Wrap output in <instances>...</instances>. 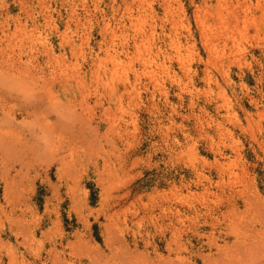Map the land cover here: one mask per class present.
I'll list each match as a JSON object with an SVG mask.
<instances>
[{
	"label": "rangeland",
	"instance_id": "obj_1",
	"mask_svg": "<svg viewBox=\"0 0 264 264\" xmlns=\"http://www.w3.org/2000/svg\"><path fill=\"white\" fill-rule=\"evenodd\" d=\"M0 37V264H264V0H0Z\"/></svg>",
	"mask_w": 264,
	"mask_h": 264
},
{
	"label": "bare ground",
	"instance_id": "obj_2",
	"mask_svg": "<svg viewBox=\"0 0 264 264\" xmlns=\"http://www.w3.org/2000/svg\"><path fill=\"white\" fill-rule=\"evenodd\" d=\"M260 3H261V2H260ZM223 28H224V27H223ZM209 32H210V31H209ZM208 35H209V34H208ZM210 36H211V35H210ZM205 38H206V37H205ZM0 39H1V37H0ZM210 39H211V38H210ZM221 39H222V38H221ZM133 40H134V39H133ZM124 44H127V43H124ZM114 46H115V45H114ZM127 47H128V46H127ZM125 48H126V47H125ZM125 48H124V49H125ZM133 48H134V47H133ZM211 48H212V47H211ZM125 50L127 51V48H126ZM123 51H124V50H123ZM130 52H131V51H130ZM115 73H116V72H115ZM74 78H76V76H74ZM74 78H73V79H74ZM79 79H80V78H79ZM76 80H77V79H76ZM68 81H69V80H68ZM77 81H78V80H77ZM79 81H80V80H79ZM79 81H78V82H79ZM67 83H68V82H67ZM70 83H71V82H70ZM75 83H76V82H75ZM28 92H30V91H28ZM70 92H71V91H70ZM78 92H79V91H78ZM81 92H82V91H81ZM84 92H85V91H84ZM84 92H83L82 94H84ZM88 92H90V91H88ZM109 92H110V91H109ZM92 93H93V92H91V94H92ZM95 93H96V91H95ZM95 93H93L94 96H95ZM98 93H99V92H98ZM116 94H117V93H116ZM118 94H119V93H118ZM27 95H28V94H27ZM34 95H35V94H34ZM48 95H49V93H48ZM73 95H74V94H73ZM84 95H85V94H84ZM98 95H99V94H98ZM100 95H102V94L100 93ZM104 95H106V94H104ZM28 96H30V95H28ZM36 96H37V95H36ZM51 96H52V95H51ZM87 96H88V95H87ZM89 96H90V95H89ZM91 96H92V95H91ZM106 96H107V95H106ZM106 96H105V97H106ZM127 96H128V95H127ZM136 96H137V95H136ZM30 97H31V96H30ZM38 97H39V96H38ZM43 97H44V96H43ZM53 97H54V96H53ZM55 97H56V96H55ZM82 97H85V96H82ZM118 97H119V96H118ZM118 97H117V98H118ZM31 98H32V97H31ZM63 98H64V97H63ZM80 98H81V97H80ZM87 98H88V97H87ZM107 98H109V97H107ZM107 98H106V99H107ZM32 99H33V98H32ZM39 99H41V98L39 97ZM48 99H49V98H48ZM48 99H47V100H48ZM99 99H100V98H99ZM99 99H95V100H98V101H99ZM121 99H122V96H121ZM121 99H120V100H121ZM25 100H26V99H25ZM25 100H24V101H25ZM33 100H34V99H33ZM41 100H42V99H41ZM41 100H40V101H41ZM66 100H67V99H66ZM109 100H110V99H108V101H109ZM52 101H53V100H52ZM80 101H81V99H80ZM106 101H107V100H106ZM36 102H37V101H36ZM55 102H56V101H55ZM67 102H68V101H67ZM83 102H84V101H83ZM87 102H88V101H87ZM89 102H90V101H89ZM100 102H101V101H100ZM109 102H110V101H109ZM114 102H115V101H114ZM27 103H28V102H27ZM31 103H32V102H31ZM57 103H58V102H57ZM70 103L72 104V102H70ZM85 103H86V102H85ZM96 103H97V102H96ZM103 103H104V102H103ZM111 103H113V102H111ZM21 104H22V103H21ZM33 104H34V103H33ZM35 104H36V103H35ZM35 104L32 106V108H34ZM53 104H55V103H53ZM58 104H59V103H58ZM71 104H70V105H71ZM88 104H89V103H88ZM88 104H87V105H88ZM94 104H95V102H94ZM36 105H37V104H36ZM87 105H86V107H88ZM96 105H97V104H96ZM98 105H99V104H98ZM113 105H114V104H113ZM3 106H4V105H3ZM27 106H28V105H27ZM83 106H84V104H83ZM101 106H102V104H101ZM103 106H104V105H103ZM0 107L2 108V106H0ZM23 107H24V106H23ZM37 108H38V107H37ZM50 108H51V107H50ZM70 108H71V107H70ZM76 108H77V107H76ZM2 109H3V108H2ZM6 109H7V108H6ZM19 109H21V108H19ZM23 109H24V108H23ZM39 109H40V108H39ZM47 109H48V108H47ZM50 110L53 111V110H55V109H50ZM61 110H62V109H61ZM70 110H71V109H70ZM70 110H69V111H70ZM79 110H80V108H79ZM103 110H105V109H103ZM4 111H6V110H4ZM10 111H11V110H10ZM21 111H22V110H21ZM25 111H26V110H25ZM27 111H28V110H27ZM27 111H26V112H27ZM32 111H33V110H32ZM67 111H68V109H67ZM106 111H107V110H105V111H103V112L106 113ZM42 112H43V111H42ZM47 112H49V111H47ZM55 112H56V110L54 111V113H55ZM27 113H28V112H27ZM50 113H51V112H50ZM63 113H65V112H63ZM70 113H72V112L70 111ZM10 114H11V113H10ZM32 114H33V113H32ZM36 114H37V113H36ZM42 114H43V113H42ZM57 114H60V115H61L60 112L57 113ZM57 114H56V115H57ZM67 114H68V113H66V115H67ZM76 114H77V115H80L79 113H76ZM106 114H107V113H106ZM37 115H38V114H37ZM56 115H55V116H56ZM64 115H65V114H64ZM64 115L62 114V118L65 117ZM31 116H32V115H31ZM41 116H42V115H41ZM46 116H47V115H46ZM58 116H59V115H58ZM58 116H57V117H58ZM73 116H75V115H73ZM28 117H30V116L28 115ZM43 117H44V116H43ZM66 117H67V116H66ZM70 117H71V116H70ZM70 117H68V119H69ZM75 117H76V116H75ZM32 118H33V117H32ZM73 118H74V117H73ZM73 118H72V120H73ZM33 119H34V118H33ZM74 120H75V119H74ZM111 123H112V122H111ZM61 128H63V127L61 126ZM64 129L66 130L67 128H64ZM70 130H71V128H70ZM70 130H69V131H70ZM46 131H47V130H46ZM58 131H59V130H58ZM69 131H68V132H69ZM73 131H74V129H73ZM77 131H78V130H77ZM55 132H56V131H55ZM60 132H62V131H60ZM63 132H64V131H63ZM78 132H79V131H78ZM46 133H47V132H46ZM46 133H45V134H46ZM64 133H66V132H64ZM64 133H60V134H64ZM79 133H80V132H79ZM47 134H48V133H47ZM69 134H70V133H69ZM65 135H66V134H65ZM81 135H82V134H81ZM48 136H50V135H48ZM79 136H80V135H79ZM56 137H57V136H56ZM71 137H72V136H71ZM50 138H51V137H50ZM62 138H63V137H62ZM59 139H60V138H59ZM72 140H73V139H72ZM56 141H57V140H56ZM58 141H59V140H58ZM70 142H71V141H70ZM72 143H73V141H72ZM4 148H6V146H5ZM7 148H8V147H7ZM27 241H28V240H27ZM112 241H113V240H111L110 242H112ZM113 242H115V241H113ZM236 243H237V242H236ZM237 244H238V243H237ZM237 244H236V245H237ZM250 244H252V243H250ZM262 244H263V243H262ZM262 244H261V245H262ZM109 245H110V243L108 242V246H109ZM112 245H113V244H112ZM112 245H111V246H112ZM233 245H234V244H233ZM239 245H240V244H239ZM239 245H238V246H239ZM248 245H249V244H248ZM248 245H245V246H246V249H247V246H248ZM252 245H253V244H252ZM252 245H251V246H252ZM258 245H260V244H257L256 247H257ZM245 246H244V247H245ZM251 246H250V247H251ZM262 246H263V245H262ZM242 247H243V246H242ZM256 247H255V249H256ZM259 247H260V246H259ZM239 249H240V248H239ZM248 249H249V251H250V249H251V251H252V250H255V249H254V246H253V249H252V248H248ZM248 249H247V250H248ZM241 250H242V249H241ZM256 250H257V249H256ZM251 251H250V252H251ZM258 251L260 252V250H258ZM247 252H248V251H247ZM256 252H257V251H256ZM256 252H255V253H256ZM113 253H114V252H113ZM113 253H112V257H113ZM253 253H254V252H253ZM117 254H118V253H117ZM117 254L115 253V256H116ZM256 254H257V256H258V252H257ZM246 255H247V254H246ZM248 256L250 257L251 255L249 254ZM252 256L255 258V255H252ZM54 257H55V256H54ZM117 258H118V256H117ZM9 259H10L11 264H12V262L14 263L15 260H17L14 254L9 255ZM55 259H57L56 262L59 261L57 257H55ZM55 259H54V260H55ZM119 259H120V257H119ZM246 259H249V260H250V261H249V260L247 261V262H249V263H252V262H251L252 260L255 261V259H253V258H251V259H250V258H246ZM246 259L244 258L243 261L245 260L244 262H246ZM256 259H258V258L256 257ZM121 260H122V259H120V260H118V261H121ZM93 261H95V259H94ZM93 261H92V262H93ZM241 261H242V260H241ZM54 262H55V261H54ZM123 262H124V261H123ZM125 262H126V261H125ZM238 262H239V261H238ZM238 262H237V263H238ZM244 262H243V263H244ZM15 263H16V262H15ZM90 263H91V262H90ZM118 263H119V262H118ZM243 263H242V264H243ZM249 263H247V264H249ZM92 264H93V263H92ZM95 264H96V262H95ZM105 264H106V263H105ZM110 264H112V263H110ZM244 264H245V263H244ZM255 264H259V263H255Z\"/></svg>",
	"mask_w": 264,
	"mask_h": 264
}]
</instances>
